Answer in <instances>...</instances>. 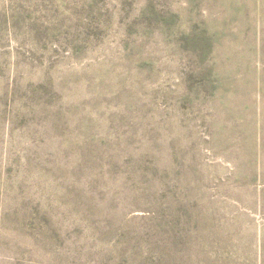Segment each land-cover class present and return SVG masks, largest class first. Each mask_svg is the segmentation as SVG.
Wrapping results in <instances>:
<instances>
[{"label":"rangeland","instance_id":"obj_1","mask_svg":"<svg viewBox=\"0 0 264 264\" xmlns=\"http://www.w3.org/2000/svg\"><path fill=\"white\" fill-rule=\"evenodd\" d=\"M0 264H264V0H0Z\"/></svg>","mask_w":264,"mask_h":264}]
</instances>
